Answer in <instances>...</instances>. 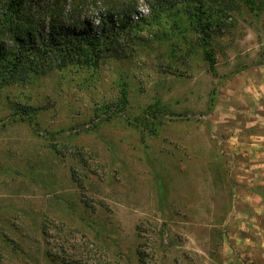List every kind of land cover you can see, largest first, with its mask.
<instances>
[{"label":"rangeland","instance_id":"obj_1","mask_svg":"<svg viewBox=\"0 0 264 264\" xmlns=\"http://www.w3.org/2000/svg\"><path fill=\"white\" fill-rule=\"evenodd\" d=\"M181 14L120 58L0 86V264H224L236 157L212 124L263 65L264 0L217 12L207 45Z\"/></svg>","mask_w":264,"mask_h":264},{"label":"trees","instance_id":"obj_2","mask_svg":"<svg viewBox=\"0 0 264 264\" xmlns=\"http://www.w3.org/2000/svg\"><path fill=\"white\" fill-rule=\"evenodd\" d=\"M257 1L0 0V86L28 85L69 65L92 68L104 58H120L130 43L141 44L139 32L146 28L170 21L181 27V13L207 45L213 26L222 25L217 12L226 19L243 7L255 10ZM144 6L147 15L140 11ZM205 55L215 72L212 53L206 49ZM31 110L17 104L13 115L37 130Z\"/></svg>","mask_w":264,"mask_h":264},{"label":"crops","instance_id":"obj_3","mask_svg":"<svg viewBox=\"0 0 264 264\" xmlns=\"http://www.w3.org/2000/svg\"><path fill=\"white\" fill-rule=\"evenodd\" d=\"M242 73L234 83L241 84L242 111L236 119L215 124V132L225 139L236 160L228 167L233 196L226 210L228 246L223 247L224 264H264V62ZM241 117V119H240ZM235 122H232V121ZM239 121V122H238ZM228 175V174H227ZM229 176V175H228ZM218 205L219 201L212 203ZM216 213H221L214 206Z\"/></svg>","mask_w":264,"mask_h":264}]
</instances>
